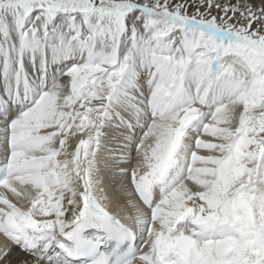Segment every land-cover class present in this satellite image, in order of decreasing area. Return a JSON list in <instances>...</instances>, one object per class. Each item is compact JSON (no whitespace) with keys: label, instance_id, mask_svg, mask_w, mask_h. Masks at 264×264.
Masks as SVG:
<instances>
[{"label":"snow or ice","instance_id":"6c2138e0","mask_svg":"<svg viewBox=\"0 0 264 264\" xmlns=\"http://www.w3.org/2000/svg\"><path fill=\"white\" fill-rule=\"evenodd\" d=\"M0 235V264H264V0H0Z\"/></svg>","mask_w":264,"mask_h":264},{"label":"bare ground","instance_id":"6f19581e","mask_svg":"<svg viewBox=\"0 0 264 264\" xmlns=\"http://www.w3.org/2000/svg\"><path fill=\"white\" fill-rule=\"evenodd\" d=\"M5 242H6V241H5V238L3 237V235H0V246H2ZM13 247H14V246H13ZM20 255H22V254H20V253H15V254L13 255L12 259H13V260L18 259V258L20 257Z\"/></svg>","mask_w":264,"mask_h":264}]
</instances>
